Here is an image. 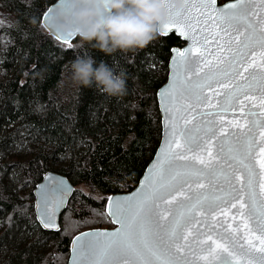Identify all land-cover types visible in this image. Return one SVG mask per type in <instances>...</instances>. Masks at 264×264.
Instances as JSON below:
<instances>
[{
	"label": "trees",
	"instance_id": "trees-1",
	"mask_svg": "<svg viewBox=\"0 0 264 264\" xmlns=\"http://www.w3.org/2000/svg\"><path fill=\"white\" fill-rule=\"evenodd\" d=\"M54 1L0 0L14 19L0 28V264H66L74 235L112 227L106 200L135 187L152 159L161 133L156 91L171 49L184 44L158 35L142 50L109 56L78 38L60 43L41 24ZM80 56L123 71L126 95L77 88L67 75ZM47 171L74 186L58 232L42 230L33 212L32 190Z\"/></svg>",
	"mask_w": 264,
	"mask_h": 264
},
{
	"label": "water",
	"instance_id": "water-1",
	"mask_svg": "<svg viewBox=\"0 0 264 264\" xmlns=\"http://www.w3.org/2000/svg\"><path fill=\"white\" fill-rule=\"evenodd\" d=\"M235 2L236 0H229L219 4L216 0L214 7L224 8ZM65 4L66 0H55L43 14L41 24L54 39L60 43L69 44L78 37L55 32L50 24L53 13L62 10ZM185 7L191 9L192 6ZM201 8L203 10V6ZM249 10L254 15H249L248 21L254 23L258 29L260 16L264 13L261 12L258 3L249 5ZM169 12L167 21L160 29L159 35L167 36L173 33L184 44L171 49L166 81L156 91L161 126L158 146L136 186L128 192L108 196L105 213L112 227L88 229L74 235L69 241L66 264H75L81 260V246L85 243L100 241L102 245L112 239L113 234L123 232L125 229H122L121 220L130 217L140 208L143 209L140 212V217L143 218L144 227L148 232L147 238L150 242L158 243L159 237L166 236V233L175 227L174 221L177 219L180 220L178 232L191 231L199 240L205 241L201 245L192 242L190 237V248H182L181 252H173L171 256L165 253L162 258L171 259L175 264H205L201 257L207 255V248L212 245V241L207 240L208 236H212V239L217 242L227 244L236 252L237 259L242 262L244 260L257 261L262 255L253 249L246 256H242L239 245L244 244V240L240 238L243 236V230L233 239L228 232L224 231V228L227 227L226 224L222 228L216 223V221H224V216L219 214L217 206L221 209L230 208L231 203L236 202L233 198H239L242 185L245 191L244 202L248 203L247 174L231 157L242 152L243 145L248 139L255 141L257 145L255 151H259L261 129L256 126L255 122L259 121L264 124V120L260 119L259 78L251 89L245 86L244 95L238 96V99H232L233 89L244 85L245 81L235 75L233 66L229 63L228 58L231 54L227 52V45L225 51L220 52L214 43L210 45L212 55L205 53L204 58L212 61L210 65L205 67L200 64L199 67H186V60L195 58L197 53L195 51L188 53V50L193 47V41L189 38L190 33L181 34L184 29L171 24L172 21L178 19L177 12ZM166 24L170 26L166 28ZM203 26L202 23L201 27ZM207 27L210 30L208 34L211 35V30L214 29L211 19H209ZM235 36L236 33L232 32L231 37ZM229 39V36L224 37L225 42ZM232 47H235V44ZM254 51L256 56L252 57L250 52L248 60L250 62L255 58L259 63V47H256ZM181 53H187V55L182 56ZM217 58L225 59L223 63H219ZM236 71H243V67L237 66ZM251 71L253 70L249 69V72ZM259 71L258 68L255 69L257 74ZM222 73H227V75H222ZM244 75L248 76L249 73L245 72ZM200 84L205 86L197 87ZM223 84H228L229 87H221ZM245 95L254 99L246 100L244 99ZM205 97L209 99L206 100ZM229 100L232 102L229 103ZM239 101H243V105ZM209 103L212 106H209ZM232 122H239L244 127L235 126ZM249 128L251 132L247 131ZM177 138L182 144L187 142V147H191L193 151L175 148ZM206 147L211 148L214 157L210 164L207 151H201ZM201 155L205 164H208L207 167L194 159ZM178 156L187 158L179 159ZM256 170L259 172L258 167ZM237 176H240L241 179L237 180ZM256 183L259 184L258 176ZM73 192L74 186L65 175L55 171H47L42 175L41 180L32 190L34 217L42 230L59 231L61 216ZM256 192L258 196V187H256ZM161 197H163V201ZM172 197H175L174 203L164 202ZM224 201H228V203L226 204ZM157 204L159 207H156ZM238 208L237 204V208H231L229 212V223H232L234 227L240 224L239 218L235 221L231 220ZM212 215L216 216V221L212 219ZM161 216L165 218L160 219ZM157 223L163 228L157 227ZM249 223L254 230L253 234L260 235L257 221L254 219ZM210 225L213 226L211 230ZM136 231L139 232L138 225ZM222 237L226 239H222ZM253 244L259 247L258 240H253Z\"/></svg>",
	"mask_w": 264,
	"mask_h": 264
},
{
	"label": "snow or ice",
	"instance_id": "snow-or-ice-1",
	"mask_svg": "<svg viewBox=\"0 0 264 264\" xmlns=\"http://www.w3.org/2000/svg\"><path fill=\"white\" fill-rule=\"evenodd\" d=\"M183 3L184 6L191 5V9L185 7L182 12L176 13L178 19L172 21L171 24L182 27L184 32L181 34L190 33L189 38L193 41V47L188 50V53L195 51L197 56L186 60L185 66L199 67L200 64H203L207 67L212 63L211 60L204 59L205 53L212 55L210 45L216 44L220 52H224L227 45V52L231 54L230 58H228L229 63L233 66L235 75L245 81L244 85H239L233 89L232 99H238V96L244 95L245 86L251 89L259 78L261 91L259 100L261 108L260 119L264 120V15L260 16L258 29L254 23L248 21V16L254 15V13L250 12L249 5H256L258 3L261 12L264 13V0H236L234 4L227 5L224 8L214 7L216 0H183ZM201 6H203V10ZM169 15H171V12H169ZM209 19L214 24L211 35L208 34L210 30L207 27ZM202 23L203 27H201ZM169 26L165 25L166 28ZM242 28L243 30H241ZM232 32L236 33L235 37H231ZM225 36L230 37L227 42L224 40ZM233 44H235V47H232ZM197 45L199 47H196ZM256 47L260 49V62L257 63L255 58L249 62V53L251 52L252 57H255L256 52L254 49ZM181 55H187V53H181ZM217 59L219 63H223L225 58ZM237 66H242L243 71H236ZM257 68L260 70L259 74L255 72ZM249 69L253 71L249 72ZM245 72H248L249 75L245 76ZM222 75H227V73H222ZM204 86V84L197 85L200 88ZM208 86L210 87V85ZM221 87H229V85L223 84ZM204 99L208 100L209 98L205 97ZM244 99L252 100L254 98L245 95ZM231 102L232 100H229V103ZM239 102L243 105V101ZM209 106H212L211 103H209ZM253 115L255 114L253 113ZM232 123L235 126L244 127L239 122ZM255 123L261 129L259 132V151H255L257 147L255 141L248 139L243 145L242 152L231 157L247 174L248 191L246 195L248 203L244 202L245 191L242 185L239 198H233L236 202L231 203L230 208L221 209L217 206V211L220 215L224 216V221H216L215 215H212V219L222 228L226 224L227 227L224 228V231L228 232L233 239L243 230V236L240 238L244 240V244L239 245L242 256H246L253 249L262 255L257 261L244 260L242 262L240 259H237L236 252L227 244L217 242V240L212 239V236H208L207 240H211L212 245L208 246L207 255L201 257L205 261V264H214V262H217V264H264V124H261L259 121ZM247 131L251 132V129L249 128ZM174 146L177 149H184L189 152L193 151L191 147H187V142L182 144L179 138L175 140ZM197 147L200 146L197 145ZM201 151H207L210 164L211 160L214 159L211 148H202ZM177 158L186 159L187 157L178 156ZM194 159H197L201 164H205L202 155L196 156ZM205 166L207 167L208 164H205ZM257 167L259 168V172L256 170ZM257 176L259 177L258 185L256 183ZM240 179L241 177L237 176V180ZM200 186L203 187V185ZM256 187L259 188L258 196ZM233 191H235V188H233ZM161 200L163 201V197H161ZM164 202L172 204L175 202V197ZM224 203L227 204L228 201H224ZM237 204L239 208L237 209V213L231 217V220L235 221L239 218L240 224L234 227L232 223H229V212L231 208H237ZM156 207H159V205L157 204ZM141 211H143L142 208L137 209L130 217L122 219V229L125 230L113 234V238L109 239L106 243L101 245L100 241H93L82 245L80 251L81 260L75 262V264H175L171 259L162 258L164 254L167 253L168 256H171L173 252H181L182 248H190V237L194 243L201 245L205 243L204 240H199L198 237H195L191 231L178 232L177 229L180 228L179 219L174 221L175 227L166 233V236L159 237L158 243H152L147 238L148 232L144 227L143 218L140 217ZM164 218L163 216L160 217V219ZM254 219L257 221V227L260 231V235L258 236L253 234L254 230L249 223ZM137 225L139 226V232L136 231ZM157 227L163 228L158 223ZM209 227L211 230L213 226L210 225ZM222 239L226 238L222 237ZM253 240H258L259 247L253 244ZM181 241H183V244H181ZM245 245H247V248H245Z\"/></svg>",
	"mask_w": 264,
	"mask_h": 264
},
{
	"label": "clouds",
	"instance_id": "clouds-1",
	"mask_svg": "<svg viewBox=\"0 0 264 264\" xmlns=\"http://www.w3.org/2000/svg\"><path fill=\"white\" fill-rule=\"evenodd\" d=\"M183 0H66L50 21L55 32L78 37L105 55L136 52L154 41L167 21L169 11L181 12ZM70 79L77 88H92L102 95L122 97L127 77L92 56H80L69 66Z\"/></svg>",
	"mask_w": 264,
	"mask_h": 264
},
{
	"label": "rangeland",
	"instance_id": "rangeland-1",
	"mask_svg": "<svg viewBox=\"0 0 264 264\" xmlns=\"http://www.w3.org/2000/svg\"><path fill=\"white\" fill-rule=\"evenodd\" d=\"M24 1H28V0H24ZM13 20L14 19H13V16L11 14L0 9V28L4 27V26H9L11 23H13ZM67 79L71 82L70 74L67 75ZM76 188L81 190L85 194H88L89 192H91L90 188L83 186V185H79ZM91 193H92V196L94 199H96V200L103 199L102 196L99 193H97L96 191L91 192Z\"/></svg>",
	"mask_w": 264,
	"mask_h": 264
}]
</instances>
